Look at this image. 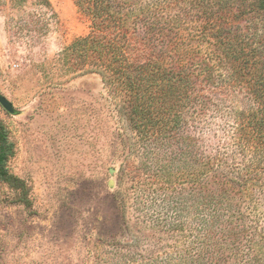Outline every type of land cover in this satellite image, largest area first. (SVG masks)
I'll return each mask as SVG.
<instances>
[{"label":"trees","instance_id":"obj_1","mask_svg":"<svg viewBox=\"0 0 264 264\" xmlns=\"http://www.w3.org/2000/svg\"><path fill=\"white\" fill-rule=\"evenodd\" d=\"M73 2L89 31L56 63L98 76L125 123L109 244L136 264H264V0ZM13 155L0 121V182L24 190Z\"/></svg>","mask_w":264,"mask_h":264},{"label":"rangeland","instance_id":"obj_2","mask_svg":"<svg viewBox=\"0 0 264 264\" xmlns=\"http://www.w3.org/2000/svg\"><path fill=\"white\" fill-rule=\"evenodd\" d=\"M47 2L0 0V94L17 111L0 106V121L14 146L8 172L25 186L0 182V264H136L109 244L124 234L113 198L123 162L111 152L125 123L98 76L57 65L89 25L73 0ZM214 123L205 134L221 144L226 128Z\"/></svg>","mask_w":264,"mask_h":264},{"label":"water","instance_id":"obj_3","mask_svg":"<svg viewBox=\"0 0 264 264\" xmlns=\"http://www.w3.org/2000/svg\"><path fill=\"white\" fill-rule=\"evenodd\" d=\"M0 106L11 115L17 114V111L13 108L12 103L3 95L0 94ZM113 172V170H111Z\"/></svg>","mask_w":264,"mask_h":264}]
</instances>
